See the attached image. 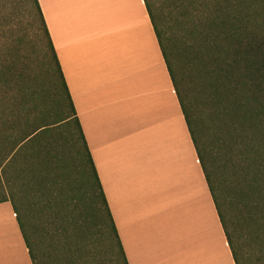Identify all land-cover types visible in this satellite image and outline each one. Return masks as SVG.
Masks as SVG:
<instances>
[{"label": "trees", "instance_id": "16d2710c", "mask_svg": "<svg viewBox=\"0 0 264 264\" xmlns=\"http://www.w3.org/2000/svg\"><path fill=\"white\" fill-rule=\"evenodd\" d=\"M24 1L38 16L36 34L46 47L48 74L62 117L40 123L31 93L20 89V46L8 40L0 3V185L13 195L17 184L27 190L31 185L48 189L52 181L58 183L62 160L54 140L60 138L57 127L67 123L66 140L75 147L98 231L109 242L113 263L129 264L39 1ZM145 3L236 264L242 263L231 231L235 223L227 216L229 207L243 214L241 221L257 225V262L264 264V0ZM206 134L210 139H204ZM211 156L222 180L213 173ZM58 189L64 195L61 183ZM61 195L55 204L66 213L60 214L58 224L55 220L43 224L46 252L33 243L21 199L5 195L0 201L12 202L33 264H90L85 225L72 224L69 204Z\"/></svg>", "mask_w": 264, "mask_h": 264}, {"label": "crops", "instance_id": "0c3cea01", "mask_svg": "<svg viewBox=\"0 0 264 264\" xmlns=\"http://www.w3.org/2000/svg\"><path fill=\"white\" fill-rule=\"evenodd\" d=\"M129 264H236L145 0H38ZM0 264H33L10 200Z\"/></svg>", "mask_w": 264, "mask_h": 264}, {"label": "rangeland", "instance_id": "374dc122", "mask_svg": "<svg viewBox=\"0 0 264 264\" xmlns=\"http://www.w3.org/2000/svg\"><path fill=\"white\" fill-rule=\"evenodd\" d=\"M0 3L2 6L1 15L7 24L8 40L18 41L20 46L21 70L23 72L20 89L24 93H31V104L37 106L36 115L40 123L55 122L62 117V112L48 74L49 58L44 54L46 47L42 48V42L36 34L38 16L33 7V10L30 8L31 3L24 0H0ZM174 61L179 64V60ZM196 104L197 102L194 101V105ZM199 115L201 119H205V114L200 113ZM67 130V123L58 126L57 134H60V138L54 140L58 156L62 160L60 168L62 174L58 178V183L57 180L52 181L48 189H39L37 186L31 185L27 190H25V186L17 184L13 187V191H15L13 195L22 201L21 211L28 221V231L35 247L41 252H46L48 242L45 238L46 230L43 224L47 225L53 220L58 224L60 214L66 213L64 211L60 213L62 208L55 204L60 199L61 194L58 186L61 183L64 192L61 199H65L69 204L67 211L72 224L76 222L85 225V241L88 244L90 264H114L109 242L100 234L93 219L92 202L84 187L75 147L72 146L71 141L66 140V136L69 134ZM204 139H210V136L206 134ZM217 164V161L211 156L213 173L222 180L224 178L222 173L219 174L215 170ZM5 195L13 196L9 187L0 185V197ZM241 215L235 207L228 208L227 216L231 223H235L231 231L239 247L237 248L239 260L242 264H258L257 246L259 240L256 234L258 227L254 221H245L244 218L241 221ZM244 216L249 217L248 214H244ZM30 235L28 234L29 240Z\"/></svg>", "mask_w": 264, "mask_h": 264}]
</instances>
